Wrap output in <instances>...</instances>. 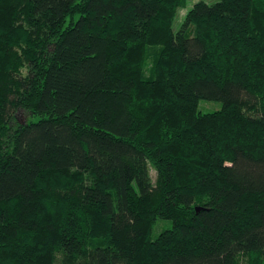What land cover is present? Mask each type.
I'll list each match as a JSON object with an SVG mask.
<instances>
[{"label":"trees","instance_id":"trees-1","mask_svg":"<svg viewBox=\"0 0 264 264\" xmlns=\"http://www.w3.org/2000/svg\"><path fill=\"white\" fill-rule=\"evenodd\" d=\"M184 1L0 0V264H264V0Z\"/></svg>","mask_w":264,"mask_h":264},{"label":"rangeland","instance_id":"rangeland-1","mask_svg":"<svg viewBox=\"0 0 264 264\" xmlns=\"http://www.w3.org/2000/svg\"><path fill=\"white\" fill-rule=\"evenodd\" d=\"M197 1V0H185L184 4L180 6V8L177 10L176 17H175V23H174V28L178 29L181 26L182 20L185 16V13L187 12V9L192 6V4ZM207 2H214L216 0H205ZM221 107V102L219 101H214V100H207V99H201L199 101V109L201 111H212L215 109H218ZM17 117L20 120L26 119V114L23 113L22 111L17 112ZM152 175L154 176V170H151ZM171 222L168 220H159L157 224L155 225L153 236H155L160 229L164 226H170Z\"/></svg>","mask_w":264,"mask_h":264}]
</instances>
